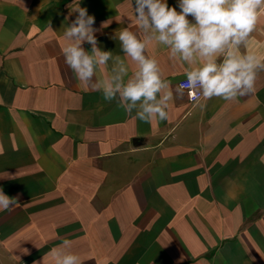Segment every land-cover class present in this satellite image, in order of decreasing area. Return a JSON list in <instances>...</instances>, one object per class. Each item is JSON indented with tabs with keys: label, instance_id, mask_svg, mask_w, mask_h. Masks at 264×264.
Here are the masks:
<instances>
[{
	"label": "crops",
	"instance_id": "1",
	"mask_svg": "<svg viewBox=\"0 0 264 264\" xmlns=\"http://www.w3.org/2000/svg\"><path fill=\"white\" fill-rule=\"evenodd\" d=\"M167 3L180 11L178 0ZM135 7L0 0V188L18 197L0 210V264H55V248L82 264H264V70L247 96L189 102L178 81L204 59L173 56ZM79 8L94 17L98 47L112 52L86 83L63 55L77 43L64 31ZM258 16L235 56L264 61V7ZM121 29L158 62V100L172 94L164 123L158 114L142 123L139 102L125 114L119 96L109 103L96 90L120 61L125 83L139 70L121 50Z\"/></svg>",
	"mask_w": 264,
	"mask_h": 264
},
{
	"label": "clouds",
	"instance_id": "2",
	"mask_svg": "<svg viewBox=\"0 0 264 264\" xmlns=\"http://www.w3.org/2000/svg\"><path fill=\"white\" fill-rule=\"evenodd\" d=\"M137 20L145 30L151 29L157 41L170 48L171 54L185 62H192L198 55L204 59L202 66L189 71L187 84L181 88L189 89V98H220L231 101L244 97L254 90L257 69L264 70V61L255 54L237 57L230 50L244 44L254 32L264 7V0H178V8L169 7L167 0H135ZM78 15L64 31V36L77 43L63 49L65 63L76 78L86 83L94 75V66L105 64L111 51L98 47L94 17L87 9L79 8ZM189 17L192 20H189ZM121 50L139 65V70L125 83L123 77L127 69L120 61L119 74L112 80L98 84L96 90L102 92L103 99L109 103L119 96L117 107H123L125 114L140 103L142 111L138 119L151 123L150 117L158 114V121H167L168 114L162 105L172 98L169 93L158 100V93L165 87L160 76L158 62L146 57V45L127 29L119 32ZM82 42L91 44V52H86ZM218 53H226L221 63H217ZM119 59V58H118ZM126 105V107H125ZM147 114V115H146ZM18 197H10L0 188V210H10L17 204ZM63 240L62 245H68ZM51 254L55 264H82L80 257L53 249Z\"/></svg>",
	"mask_w": 264,
	"mask_h": 264
},
{
	"label": "built area",
	"instance_id": "3",
	"mask_svg": "<svg viewBox=\"0 0 264 264\" xmlns=\"http://www.w3.org/2000/svg\"><path fill=\"white\" fill-rule=\"evenodd\" d=\"M186 84H187V77L178 81V87L185 92L189 102H195V101H197L203 97L202 95L199 94L200 90H199V88H197L195 91L198 93V98L196 100L190 99L189 98V89L187 87L181 88V85H186Z\"/></svg>",
	"mask_w": 264,
	"mask_h": 264
}]
</instances>
